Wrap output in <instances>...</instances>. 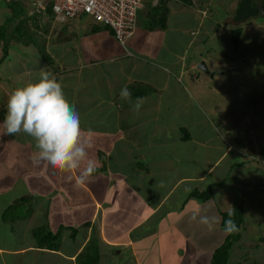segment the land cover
<instances>
[{
  "label": "crops",
  "instance_id": "obj_1",
  "mask_svg": "<svg viewBox=\"0 0 264 264\" xmlns=\"http://www.w3.org/2000/svg\"><path fill=\"white\" fill-rule=\"evenodd\" d=\"M232 1L235 10L236 0ZM190 2L165 1L163 30H147L142 22L146 10L142 12L125 48L110 29L89 19L50 26L75 33L69 34L71 60L49 73L75 105L82 128L91 132L89 155L96 161V171L78 185L75 170L66 173L41 164L32 172L0 164V264H78L92 237L97 241L98 264H156L150 254L158 252L159 264L173 262V256L180 257L178 264H211L213 253L228 236L221 226L222 215L243 210L246 199L258 203L253 197L261 192L264 172L260 181L250 178L255 187L244 173L264 165V154L237 150L222 138L208 113L207 94L195 87L201 78L196 71L200 62L208 70L204 73L212 74L205 64L208 59L200 54L187 64L180 56L177 40L190 27L175 19L186 14L205 16L212 0ZM193 43L186 38L184 52ZM169 49L177 52L168 55ZM124 86L133 103L144 98L138 114L133 104L121 100ZM11 93L6 90L7 97ZM32 140L23 141V160L28 165L37 151ZM4 146L0 133V149ZM207 188H211L210 200L189 196ZM194 213L216 216L215 226L219 233L224 231L220 238L191 221ZM243 215L252 216L248 210ZM248 223L243 221L241 233ZM173 229L183 234L170 238ZM44 236L48 239L43 241ZM51 236H55L52 242ZM179 237L189 241L187 249H176L182 244L175 242Z\"/></svg>",
  "mask_w": 264,
  "mask_h": 264
},
{
  "label": "rangeland",
  "instance_id": "obj_2",
  "mask_svg": "<svg viewBox=\"0 0 264 264\" xmlns=\"http://www.w3.org/2000/svg\"><path fill=\"white\" fill-rule=\"evenodd\" d=\"M32 2L33 0L30 2L29 0L21 1L23 10L30 11ZM232 3V0H212L207 7L208 11L205 16H202L201 13L197 16L186 14L184 17L177 16L180 17L177 19L173 15L174 19L181 20L186 28L190 27V31H186L184 34L188 40L191 38L194 40V43L185 52L183 45L186 43V38L184 36L181 40H177V45H179L180 56L184 57L183 61L187 64L200 54L203 58L208 59L205 64L210 73H214L215 76L211 77V74L207 76L204 71L197 69L201 78L199 82L195 83V87L203 89L199 93L207 94L209 99L207 107H210L208 113L214 126L223 136L222 138L228 140L237 150L254 149L259 151L264 149V18L250 19L236 24L231 19L235 12V5ZM145 10L144 7L139 14ZM8 17H11V11L0 0V28L6 30L9 39L13 34L14 21H8ZM39 18L41 26L37 29L30 20L26 24L29 30L22 40L26 39L30 42L29 46L14 42H9L7 46L8 56L1 64L2 66L0 65V123H3L7 111L6 90L13 92L17 88L14 83L22 87L37 82L40 79L41 70L46 72L53 70L54 72L58 70L63 61L71 60V48H68V45L71 44L69 38L72 39L69 34L75 36L73 30L67 32L59 28V31H55V29H50V26L55 24L52 17L43 15ZM83 20L91 21L85 17ZM15 22L17 23V20ZM237 28H239V34L234 38L233 29ZM196 29L199 31L196 32ZM216 30L217 33L214 32ZM74 49L76 50V48ZM40 51L46 53L45 56L40 55ZM170 51L171 49L167 51L168 55H175L177 52ZM2 54L1 46L0 59ZM68 63L70 65L72 62ZM64 65L69 66L66 63ZM198 100L200 101L201 97ZM1 135L5 146L4 149H0V164H5L6 169L9 170L21 169L25 171L26 168H31L33 172L36 165H28V162L23 160L25 156L23 141L32 137L22 132L16 135H3L2 133ZM13 157L17 159L13 161ZM263 168V164L254 165L252 170L244 173V178L249 181L252 177L254 182L260 181L263 179ZM249 185L255 187L252 180ZM263 190L264 184L261 192L256 193L253 197L258 203H253V199L252 202H247L246 199L242 205L243 210L237 208L241 211L242 220H247L249 223L245 232H239L238 239L232 243L230 257L226 264H264ZM246 210L252 215L248 219L243 215ZM258 210L259 212H257ZM221 226H219L220 229ZM145 230H150L149 234L152 233L151 229ZM178 230L173 229L169 237L175 238ZM213 231L217 235L216 238H220V233L224 232L221 229L219 233L217 226H214ZM175 242L182 243L176 248L180 250L187 249L189 244V241L183 237H179ZM245 244H250V247L243 246ZM150 255H153L150 256V260L159 264V252ZM179 259L180 257L173 256V262L168 259L167 264H178Z\"/></svg>",
  "mask_w": 264,
  "mask_h": 264
},
{
  "label": "clouds",
  "instance_id": "obj_3",
  "mask_svg": "<svg viewBox=\"0 0 264 264\" xmlns=\"http://www.w3.org/2000/svg\"><path fill=\"white\" fill-rule=\"evenodd\" d=\"M120 98L133 104L132 110L137 114L144 103L143 97H137L133 103L127 86L121 89ZM21 132L35 141L37 151L31 158L33 164L66 173L78 171V185L88 182L96 171V161L89 155L93 147L91 132L82 128L79 112L52 73L41 70L37 82L16 88L8 97L0 133L16 135ZM159 183L163 186V182ZM190 219L209 231L219 223L216 216L207 214L194 213ZM224 230L232 234L239 228L229 218L224 221Z\"/></svg>",
  "mask_w": 264,
  "mask_h": 264
},
{
  "label": "trees",
  "instance_id": "obj_4",
  "mask_svg": "<svg viewBox=\"0 0 264 264\" xmlns=\"http://www.w3.org/2000/svg\"><path fill=\"white\" fill-rule=\"evenodd\" d=\"M3 3L7 6L8 9L11 11V17H8V21H14V28H13V34L8 39L6 35V30L4 28H0V47L2 46V58L0 59V65L5 61V59L8 56V44L9 42H14L16 44H21L24 46H29L30 42H28L26 39L22 40L24 38V35L27 34L28 28L26 26L27 22L30 20L32 25L37 29L39 26H41L40 18L43 15L52 17L53 19V13L51 10V5L48 4L45 11L36 13L33 8H31L30 11H24L23 10V4L21 1L23 0H11L9 2H6V0H2ZM32 0H29V2ZM143 3L142 9L146 8V15L145 19L142 21L144 23V26L147 30H155L160 29L163 30L166 27V16H167V8L165 7V1L166 0H141ZM157 1L156 5H152V2ZM185 5H190V0H179ZM258 0H236V8L235 12L233 14L232 20L236 24L243 23L245 21H248L250 19H256V18H264L259 14L258 8H257ZM141 9V10H142ZM140 10V11H141ZM139 11V12H140ZM263 11H264V2H263ZM137 14V22L141 19V15ZM17 20V23L15 22ZM71 22V21H69ZM69 22L60 24V25H66ZM98 25V24H97ZM46 27V24H45ZM104 28L109 29L107 26H103ZM98 29V28H97ZM233 35L234 38L238 37L239 34V28L233 29ZM95 29H92V32H94ZM111 31V30H110ZM21 38V39H20ZM46 53L43 51H40V55L45 56ZM48 58V57H47ZM261 154H264V149L260 150ZM190 197H194L196 199L207 201L212 198V192L211 188H207L205 191L199 192V191H193L189 195ZM24 199H21L19 202L23 203ZM240 210L235 208L231 212L223 214L222 215V225L224 227V221L231 218L235 221L236 225L239 228L238 232L229 234L226 238V241L223 243L222 246H220L214 253H213V261L212 264H226L228 261L229 256V250L233 242H235L239 237L240 229L243 225V220L241 218ZM231 214V216L229 215ZM50 242L55 240V236H51ZM48 239V236H44L42 239L43 241ZM96 239L94 237L90 238L88 243L86 244L83 252L78 256V264H98L99 255L96 251ZM41 245L43 243H40Z\"/></svg>",
  "mask_w": 264,
  "mask_h": 264
},
{
  "label": "built area",
  "instance_id": "obj_5",
  "mask_svg": "<svg viewBox=\"0 0 264 264\" xmlns=\"http://www.w3.org/2000/svg\"><path fill=\"white\" fill-rule=\"evenodd\" d=\"M48 4L55 23L63 24L85 17L95 24L107 26L124 48L135 33L137 14L143 7L141 0H33L32 8L40 13Z\"/></svg>",
  "mask_w": 264,
  "mask_h": 264
},
{
  "label": "water",
  "instance_id": "obj_6",
  "mask_svg": "<svg viewBox=\"0 0 264 264\" xmlns=\"http://www.w3.org/2000/svg\"><path fill=\"white\" fill-rule=\"evenodd\" d=\"M263 2H264V0H258L257 8H258L259 14H260L261 16L264 17ZM198 68L201 69V70H203V71H205L206 73H208V70L206 69V67H205V65H204L203 62H200V63L198 64ZM212 74H213V73H212ZM212 74H211V75H212ZM212 76H213V75H212Z\"/></svg>",
  "mask_w": 264,
  "mask_h": 264
}]
</instances>
